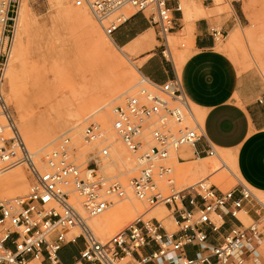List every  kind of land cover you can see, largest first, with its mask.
Masks as SVG:
<instances>
[{"label": "built area", "instance_id": "1", "mask_svg": "<svg viewBox=\"0 0 264 264\" xmlns=\"http://www.w3.org/2000/svg\"><path fill=\"white\" fill-rule=\"evenodd\" d=\"M174 3V9L168 5ZM182 0H70L86 9L105 35L113 32L132 9L156 28L169 49L175 29L173 12L182 13ZM210 5L214 0H196ZM233 2L240 0H232ZM21 0H0V173L13 164L25 166L28 193L0 204V264H65L60 252L82 242L74 264H264L259 257L264 238V201L242 183L223 191L203 179L178 189L172 154L184 164L216 158L215 149L187 154L204 138L203 124L175 77L162 85L143 77L148 88L128 97L115 109L114 131L126 149L137 155L138 174L129 182L133 197L147 211L164 206L175 227L169 231L157 217L140 215L106 240L97 237L89 221L104 214L114 201L127 198L125 186L102 171L110 160L105 132L98 124L86 127L83 139L103 146L87 160L83 172L73 161L69 138L38 163L26 147L4 94V71L13 44ZM218 41L223 34L211 29ZM169 52V51H168ZM42 166V167H41ZM80 205V208L77 205ZM250 217L245 225L239 215ZM228 219L234 221L229 225Z\"/></svg>", "mask_w": 264, "mask_h": 264}, {"label": "rangeland", "instance_id": "2", "mask_svg": "<svg viewBox=\"0 0 264 264\" xmlns=\"http://www.w3.org/2000/svg\"><path fill=\"white\" fill-rule=\"evenodd\" d=\"M181 6L184 16L183 22L186 25L185 30L177 36H168L170 52L175 58L176 67L179 71L182 62L190 54L192 31L189 28V23L198 20L196 15L188 17L187 13H189V9L197 11L203 8V5L196 0H182ZM71 10L75 11L76 9L71 5L70 0H64L62 3H58L57 0H21L19 11L24 13L25 24H23L21 31L20 24L15 26L11 60L7 74L4 76L6 102L13 113L26 147L35 155V160L38 163H43L45 155L54 151L64 139L69 138L72 149L75 151L73 161L84 172L87 167V160L105 145H99L97 142H86L83 139V132L89 125H100L105 132L106 144H108L110 152L109 162L104 163L102 166L103 172L108 176L116 177L126 187L128 182L138 174V160L137 155L130 153L118 137L113 134L116 122L113 110L123 106L128 97L137 95L142 88H148V85L143 81L139 72L140 65L131 59L125 50L115 46L90 13L88 15L99 32L100 38L95 37L96 33H93V35L87 34L88 31L81 28L69 15ZM203 10L206 15L201 11L202 16L199 17L209 21L236 19V26L232 32H238L241 41L237 44L234 43L235 45L230 43V31L216 42V50L226 55L239 73H255L264 84V0H240L236 2L232 0H214L211 8ZM125 13L129 17L134 11L127 9ZM217 29H220L219 25H217ZM103 39H109L106 42L110 41L107 42L106 47L104 45L102 47ZM17 49H19V52ZM179 55L180 58L178 59ZM16 56L19 57L16 58ZM116 56L117 58H115ZM178 61L180 63L177 64ZM9 70H11L10 76L8 74ZM133 74L136 78L133 77ZM17 79L19 81H16ZM132 81L133 85L130 84ZM11 85L16 89V96L10 92ZM117 89H121V92L115 97L113 91ZM191 106L196 117H198L197 106L192 103ZM49 135L54 141L45 149L43 148L44 150H40L41 146L36 141ZM112 146L117 149L118 153H114ZM188 151H190V148L184 147L180 154ZM217 153L228 164V167L234 173L233 176L224 169L218 170L220 163L216 158L194 161V163L188 162L180 166L177 164L176 154H172L169 165L174 170L177 188L183 189L205 178H208L211 184L223 188L221 189L223 191L233 189L238 183L243 182L242 184H244L245 182L239 172L232 169L230 164L233 160L232 154L226 152V155L225 152L220 150H217ZM227 156H229V159ZM116 162L117 164H115ZM202 166L206 169V172L201 177L193 178L191 171L195 167L197 169L202 168ZM18 169L28 179L26 167L19 166ZM215 170L214 175L222 177L227 175L229 177L223 182V186L218 184L214 179V175L211 174ZM7 173L9 171L2 173L0 178H4ZM236 178L239 180H236ZM26 186V191L19 196L3 197L0 194V204L9 203L17 197L26 195L29 182ZM250 191L264 201V193L253 188ZM125 203L130 204L131 202L117 205H124ZM135 204L139 208V213L135 215L133 221L140 215L150 219L154 217L153 213L156 210L163 209L164 215L171 221V227L167 229L169 231L176 230L168 211L163 208L164 206H158L147 211L145 205L141 203L139 205L136 202ZM117 205L113 204L103 217H107L108 213L117 211ZM120 217L124 221V215L121 214ZM239 219L245 225L250 222V217L244 214H240ZM123 221L112 224L113 233L110 236H102L99 231L91 227L99 239L106 240L133 222L130 221L124 224ZM162 224L166 226L167 222L163 220ZM82 246V242L79 240L65 251L60 252L61 260L63 262L71 261L72 258L77 256ZM259 257L264 261V243L259 251Z\"/></svg>", "mask_w": 264, "mask_h": 264}, {"label": "crops", "instance_id": "3", "mask_svg": "<svg viewBox=\"0 0 264 264\" xmlns=\"http://www.w3.org/2000/svg\"><path fill=\"white\" fill-rule=\"evenodd\" d=\"M168 5L174 9L173 2L169 1ZM212 5H203L197 11L205 13L203 9ZM192 11L196 12L189 9L187 16H192ZM173 17L175 29L170 36H177L186 27L183 12H173ZM197 19L189 23L192 31L190 54L182 62L180 71L165 55L171 52L158 39L156 28L140 13L131 14L113 32L111 39L140 65V74L150 82L162 85L177 77L190 103L205 112L204 138L187 154L204 152L209 147L230 152L244 182L264 193V84L255 73H239L233 62L216 50L217 41L211 29L219 25L221 34H228L236 26L235 18L227 21ZM194 161L196 159L189 163ZM234 223L228 219L229 225Z\"/></svg>", "mask_w": 264, "mask_h": 264}, {"label": "bare ground", "instance_id": "4", "mask_svg": "<svg viewBox=\"0 0 264 264\" xmlns=\"http://www.w3.org/2000/svg\"><path fill=\"white\" fill-rule=\"evenodd\" d=\"M58 1V3H62V1H64V0H57ZM67 1V0H66ZM64 4V3H63ZM68 4V3H67ZM60 5V4H59ZM62 5V4H61ZM69 6V5H68ZM68 8V7H67ZM75 8V7H74ZM61 9H63L62 7H61ZM70 9V8H69ZM76 10L75 11H73V10H71L70 12H69V15L73 18V20L74 21H76L80 26H81V28H84L85 29V31L87 30L88 32H87V34H92L93 35V33H96L95 34V37L97 36V38H100L101 36L99 35V32L97 31V29H96V27L93 25V21L91 20V18H90V16L88 15L89 14V12L86 10V9H83V8H75ZM66 10V9H65ZM194 10V9H193ZM196 10V9H195ZM25 11V10H24ZM194 13H196V16H197V18L199 17V16H202L201 15V11H196V12H194ZM193 13V11H192V15L194 14ZM65 15V14H64ZM20 16V17H19ZM66 16V15H65ZM195 16V15H194ZM188 17H190V16H188ZM67 18V17H66ZM72 18H70V19H72ZM69 19V18H68ZM19 20V21H18ZM24 21H25V16H24V13H23V11H19L18 10V16H17V18H16V25H18V24H20V31H21V29H22V26H23V24H25L24 23ZM74 21H72V22H74ZM79 26V27H80ZM23 30H24V28H23ZM25 31V30H24ZM100 31V30H99ZM101 35H103V34H101ZM104 37V36H103ZM109 38V37H108ZM111 41H112V39L111 38H109ZM109 39H106V40H109ZM96 40H98V39H96ZM106 40H104L103 39V44H102V47H103V45L105 46L106 44H107V42H110V41H107L106 42ZM94 41V40H93ZM92 41V42H93ZM101 41H102V39H101ZM100 41V42H101ZM239 41H241V37H240V35H239V33L238 32H231L230 33V43H236L237 44V42H239ZM113 42V41H112ZM17 44V43H16ZM94 44V43H93ZM95 45V44H94ZM93 45V46H94ZM99 45V44H98ZM109 45V44H108ZM235 45V44H234ZM18 46V45H17ZM16 46V47H17ZM20 46V45H19ZM113 46V45H112ZM116 46V45H115ZM114 46V47H115ZM106 47V46H105ZM21 48V47H20ZM14 49H15V47H14ZM95 49V48H94ZM102 49V48H101ZM100 49V50H101ZM104 49V48H103ZM16 50V49H15ZM19 49H17V51H18ZM96 51V50H95ZM103 51V50H102ZM19 52V51H18ZM97 52H98V50H97ZM14 53H16V51H14ZM99 53V52H98ZM118 55V54H117ZM120 55V54H119ZM126 55V54H125ZM165 55L169 58V59H172L174 62H175V58L172 56V55H170V53L169 52H166L165 53ZM184 55V54H183ZM93 56H94V54H93ZM121 56V55H120ZM17 57H19V56H16V58ZM107 57V56H106ZM109 57V56H108ZM15 58V59H16ZM110 58V57H109ZM108 58V59H109ZM115 58H117V56L115 57ZM178 59L180 58V55H179V57H177ZM93 59V58H92ZM94 59H96V58H94ZM114 59V58H113ZM10 60H11V52H10V56H9V58H8V62H7V65H6V69H5V71H4V76H6V74H7V69H8V67H9V63H10ZM97 60V59H96ZM13 63V62H12ZM93 63H95L94 61H93ZM115 63V62H114ZM178 63H180L179 61L177 62V64ZM120 64V63H119ZM176 64V63H175ZM22 65V64H21ZM117 65V64H116ZM178 66V65H177ZM11 67V66H10ZM23 70H24V68H22ZM21 69V70H22ZM138 70V69H137ZM133 71V70H132ZM129 73V72H128ZM134 73V72H133ZM9 76L11 75V70H9ZM137 75V74H136ZM128 76V75H127ZM130 77V76H129ZM132 77V76H131ZM133 77H135L134 76V74H133ZM17 78V77H16ZM136 78V77H135ZM134 78V79H135ZM24 79V78H23ZM125 79V78H124ZM16 81H19L18 79L16 80ZM131 81V80H130ZM130 84L131 85H133V81L132 82H130ZM14 86L13 85H11V94H13V95H15L16 96V89L15 88H13ZM114 93V95H115V97H116V95L117 94H120V92H121V89H117V90H115V91H113ZM126 94H128V93H126ZM138 95V94H137ZM123 96V95H122ZM136 96V95H135ZM120 98V97H119ZM107 101V100H106ZM105 101V102H106ZM111 101V100H110ZM108 102H109V100H108ZM107 103V102H106ZM108 105V104H107ZM110 107V106H109ZM197 109H198V111H199V116L197 117L198 118V120L203 124V120H204V116H205V112L203 111V110H201V109H199L198 107H196ZM105 109H107V108H105ZM103 110V109H102ZM114 112H115V110H113ZM100 112V111H99ZM102 116V115H101ZM103 118V117H102ZM81 119V118H80ZM84 119V118H83ZM104 120V119H103ZM79 121H81V120H79ZM75 127H76V125H75ZM81 130V129H80ZM76 132V131H75ZM111 134H112V132H111ZM115 136H116V134H115V131H114V133H113ZM29 135V134H28ZM34 136V135H33ZM35 137V136H34ZM114 137V136H113ZM81 140H82V136H81ZM54 141V139L51 137V135H49V136H46L45 138H43V139H41V140H37L36 141V143L39 145V146H41L40 147V150H42L43 148L45 149V147H47V146H49L52 142ZM99 145H102L103 143L102 142H99L98 143ZM113 147V146H112ZM123 148V147H122ZM43 149V150H44ZM124 149V148H123ZM113 151H114V153H118V151H117V149L116 148H114L113 147V149H112ZM111 151V150H110ZM120 151V150H119ZM220 151H222V152H225V154H226V152H228V151H223V150H220ZM37 153V152H36ZM230 153V152H229ZM122 154V153H121ZM34 155V154H33ZM116 155V154H115ZM123 156H124V154H122ZM227 155V154H226ZM35 156V155H34ZM46 156V155H45ZM115 157H117V156H115ZM229 156H227V158H228ZM118 158V157H117ZM204 159H208V158H201V159H196V161H201V160H204ZM229 159V158H228ZM114 160V159H113ZM231 161V160H230ZM122 163V162H121ZM192 163H194V162H192ZM115 164H117V162L115 163ZM177 164H179V163H177ZM226 164V163H225ZM230 164L232 165V169H234V171H238V169H237V163H236V161H235V159H234V157H233V160H232V162H230ZM180 166H182L183 164H179ZM227 165V167H228V164H226ZM20 166V164H13V165H11V166H9V168H7V170H5L4 172H2V173H6V172H8L9 171V173H7V175H5V177L4 178H0V194L3 196V197H15V196H19L20 194H22L23 192H25L26 191V184L29 182V180L27 179V176L25 175H23L21 172V170L20 169H18V167ZM42 167V166H41ZM127 167V166H126ZM192 167V166H191ZM16 168V169H15ZM118 168H119V166H118ZM190 168V167H189ZM194 168V167H193ZM196 168V167H195ZM193 169L192 171H191V176H193V178L194 177H198V176H200L201 177V175H203L205 172H206V169L202 166V168L201 167H199V168H197V169ZM13 169V170H12ZM120 169V168H119ZM11 170V171H10ZM126 170V169H125ZM190 170V169H189ZM225 170V169H224ZM102 171H103V168H102ZM225 171H227V172H230V174L233 176V174L234 173H232V170L228 167V169H226ZM216 172V170L215 171H213V172H211V174L212 175H214V173ZM2 173H0V175L2 174ZM185 173V172H184ZM190 174V173H189ZM189 176V175H188ZM199 177V178H200ZM229 177L226 175L225 177H222V176H219V175H214V179H215V181L218 183V184H221V186H223V182L226 180V179H228ZM235 178V177H234ZM192 179V178H191ZM206 179V178H205ZM130 180V179H129ZM195 180V179H194ZM203 180V179H202ZM236 180H239L238 178H236ZM130 182V181H129ZM129 182H128V184L126 185V191H127V198L126 199H124V200H120V201H115V203H114V205H117V204H119V203H124V202H131L130 204H124V205H117L118 206V208H117V211H113V212H111V213H108L109 215L107 216V217H103L109 210H107L104 214H102L101 216H99V217H96V218H94V219H91L90 221H89V225H90V227L92 226L93 228H94V230H96V231H99V234L101 233V235L102 236H107V235H111L112 233H113V230H112V224L113 223H115V222H117V221H123V219L120 217L121 216V214H123L124 215V217H125V219H124V221H123V223L125 224V223H127V222H130V221H133V219L135 218V215L136 214H138L139 213V208L137 207V204H135V202L136 203H138L139 205H141L138 201H136L135 199H134V197H133V194H132V192H131V190H130V188H129ZM242 182V181H241ZM243 183V182H242ZM246 186H248L246 183H244ZM216 185V184H215ZM218 188H220L218 185H216ZM249 187V186H248ZM29 188V187H28ZM250 188V187H249ZM220 189H223V188H220ZM251 189V188H250ZM132 201H135V202H132ZM79 208H80V205L78 204L77 205ZM163 207V206H162ZM160 208V207H159ZM163 208H165V207H163ZM166 209V208H165ZM166 211H167V209H166ZM153 216H156L157 217V219L159 220V221H166L167 222V224H165L166 226V228H168V227H171V221L170 220H168L167 218H166V215H164V212H163V209H160V210H156L154 213H153ZM116 224V223H115ZM91 227V228H92ZM117 231V230H116ZM115 233V232H114ZM116 234V233H115ZM114 234V235H115ZM113 236V235H112ZM111 236V237H112ZM262 245H263V241H262ZM262 248V247H261Z\"/></svg>", "mask_w": 264, "mask_h": 264}]
</instances>
